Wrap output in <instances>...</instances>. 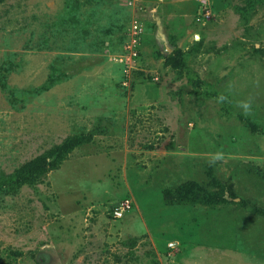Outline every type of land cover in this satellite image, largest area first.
Here are the masks:
<instances>
[{
    "label": "rangeland",
    "instance_id": "obj_1",
    "mask_svg": "<svg viewBox=\"0 0 264 264\" xmlns=\"http://www.w3.org/2000/svg\"><path fill=\"white\" fill-rule=\"evenodd\" d=\"M0 264H264V0H0Z\"/></svg>",
    "mask_w": 264,
    "mask_h": 264
},
{
    "label": "trees",
    "instance_id": "obj_2",
    "mask_svg": "<svg viewBox=\"0 0 264 264\" xmlns=\"http://www.w3.org/2000/svg\"><path fill=\"white\" fill-rule=\"evenodd\" d=\"M36 164H37V162L34 165L30 166L29 169H26V170H29V175H27L28 171H27V174L25 172H22L21 178L22 179L27 178V179H30V181H34L35 178H37L39 176L38 171L40 170ZM36 168H37V171H35ZM18 175H19V173H16V175L13 177L14 182H20Z\"/></svg>",
    "mask_w": 264,
    "mask_h": 264
},
{
    "label": "water",
    "instance_id": "obj_3",
    "mask_svg": "<svg viewBox=\"0 0 264 264\" xmlns=\"http://www.w3.org/2000/svg\"><path fill=\"white\" fill-rule=\"evenodd\" d=\"M196 38H198V36H196Z\"/></svg>",
    "mask_w": 264,
    "mask_h": 264
},
{
    "label": "built area",
    "instance_id": "obj_4",
    "mask_svg": "<svg viewBox=\"0 0 264 264\" xmlns=\"http://www.w3.org/2000/svg\"><path fill=\"white\" fill-rule=\"evenodd\" d=\"M126 205H127V203H126Z\"/></svg>",
    "mask_w": 264,
    "mask_h": 264
}]
</instances>
